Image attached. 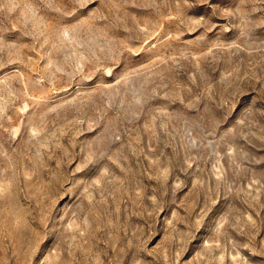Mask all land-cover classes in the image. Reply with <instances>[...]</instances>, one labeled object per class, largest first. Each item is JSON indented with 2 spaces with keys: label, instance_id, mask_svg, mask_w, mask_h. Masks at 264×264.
Masks as SVG:
<instances>
[{
  "label": "rangeland",
  "instance_id": "1",
  "mask_svg": "<svg viewBox=\"0 0 264 264\" xmlns=\"http://www.w3.org/2000/svg\"><path fill=\"white\" fill-rule=\"evenodd\" d=\"M0 264H264V0H0Z\"/></svg>",
  "mask_w": 264,
  "mask_h": 264
}]
</instances>
